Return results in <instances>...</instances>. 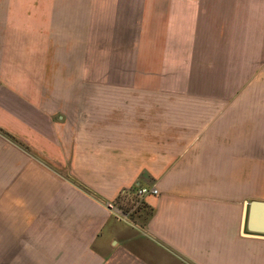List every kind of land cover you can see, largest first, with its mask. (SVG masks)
I'll use <instances>...</instances> for the list:
<instances>
[{
  "label": "crops",
  "instance_id": "0c3cea01",
  "mask_svg": "<svg viewBox=\"0 0 264 264\" xmlns=\"http://www.w3.org/2000/svg\"><path fill=\"white\" fill-rule=\"evenodd\" d=\"M0 264H264V0H0Z\"/></svg>",
  "mask_w": 264,
  "mask_h": 264
},
{
  "label": "built area",
  "instance_id": "2783aa9c",
  "mask_svg": "<svg viewBox=\"0 0 264 264\" xmlns=\"http://www.w3.org/2000/svg\"><path fill=\"white\" fill-rule=\"evenodd\" d=\"M149 194L157 195L158 190L154 186L124 189L119 192L115 201L108 202L107 207L127 218L143 206L144 198Z\"/></svg>",
  "mask_w": 264,
  "mask_h": 264
},
{
  "label": "rangeland",
  "instance_id": "374dc122",
  "mask_svg": "<svg viewBox=\"0 0 264 264\" xmlns=\"http://www.w3.org/2000/svg\"><path fill=\"white\" fill-rule=\"evenodd\" d=\"M150 210L146 207H140L136 212H134L131 216L132 219H137V221H144L146 217L149 215Z\"/></svg>",
  "mask_w": 264,
  "mask_h": 264
}]
</instances>
